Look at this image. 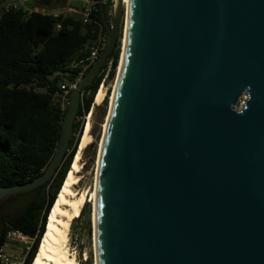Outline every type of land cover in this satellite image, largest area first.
Masks as SVG:
<instances>
[{
	"label": "water",
	"instance_id": "95a60500",
	"mask_svg": "<svg viewBox=\"0 0 264 264\" xmlns=\"http://www.w3.org/2000/svg\"><path fill=\"white\" fill-rule=\"evenodd\" d=\"M125 16L124 0L111 23L103 14L106 49L69 96L53 159L33 182L0 187V206L63 165L82 90ZM127 26L100 151L96 264H264V0H130Z\"/></svg>",
	"mask_w": 264,
	"mask_h": 264
},
{
	"label": "trees",
	"instance_id": "16d2710c",
	"mask_svg": "<svg viewBox=\"0 0 264 264\" xmlns=\"http://www.w3.org/2000/svg\"><path fill=\"white\" fill-rule=\"evenodd\" d=\"M33 1L48 7L59 0ZM106 1L107 4L97 5L88 24L79 16L55 18L32 13L24 17L19 10L0 13V187L33 182L48 168L67 113L55 101V95L63 76L69 75L72 80L78 74L75 65L89 57L100 33L107 37L103 14L109 21L112 0ZM119 59L120 37L100 75L82 90L70 151L53 181L1 204L0 246L10 227L36 237L27 264L36 257L50 211L77 153L83 132V125L77 120L91 111L106 71L111 68L109 76L113 77ZM88 204L78 220L84 217Z\"/></svg>",
	"mask_w": 264,
	"mask_h": 264
},
{
	"label": "bare ground",
	"instance_id": "6f19581e",
	"mask_svg": "<svg viewBox=\"0 0 264 264\" xmlns=\"http://www.w3.org/2000/svg\"><path fill=\"white\" fill-rule=\"evenodd\" d=\"M117 1V0H114ZM130 0H124V7L126 8L125 16V36L123 44L126 43V34H127V25H128V7ZM123 57V54H122ZM120 66L117 76V81L114 88V93L110 100V109L109 114L106 119L104 126V133L108 127L111 109L114 105L115 95L117 91L118 79L122 67V61L120 60ZM105 87H102L98 90L95 96V105L102 103L105 97ZM91 122H87V125L84 128L82 142L79 148V151L76 153L72 166L69 170V173L66 177L64 185L60 191V195L56 201V204L50 214L48 219V225L46 233L43 237V240L40 244L39 250L36 254V257L32 264H78L76 256L72 254L70 250V233L71 227L74 220L80 216L83 207L87 203H91L93 209V222L94 215L96 210V183L98 177V170L100 164V151L102 148L104 136L101 140V145L99 147L98 161L96 164V172L94 179V187L82 188L79 189V184L82 182L80 178L81 166L79 164L80 157L84 147L90 142L91 135ZM94 238H95V228H94ZM95 244V243H94Z\"/></svg>",
	"mask_w": 264,
	"mask_h": 264
},
{
	"label": "rangeland",
	"instance_id": "374dc122",
	"mask_svg": "<svg viewBox=\"0 0 264 264\" xmlns=\"http://www.w3.org/2000/svg\"><path fill=\"white\" fill-rule=\"evenodd\" d=\"M30 1L33 0H29L27 4H29ZM85 3H86L85 0H59V1H54L48 7L44 6L43 9L51 12L63 11V9L67 5H71L79 10H82L86 6ZM105 3L107 4V1ZM109 12H110L109 23H111L114 15V0H112L111 9ZM124 28H125V21H123L122 28L118 36L120 37V59H119L118 67L116 68L113 77L109 76L111 68H109L106 71V76L104 77L99 87V89L102 87V85H104L105 87L106 95L102 103L99 105H95V99H94V104L91 108V111L87 114V116L85 118L77 120V122L80 125H83V132L85 126L87 125V122H91V129H90L91 139L90 142L84 147L79 161V164L81 166L80 178L82 179V182L79 184L80 187L79 189L94 187V179L96 175L95 172H96V164L99 155V147L101 145L100 143L104 134V126L110 109V100L114 93L119 66L121 63L120 60L123 52ZM241 104L242 101H240L239 105L237 106V109L240 108ZM83 132L80 143L78 145L77 152L79 151L82 142ZM75 137L77 138L78 135H75ZM14 199H10L4 203L11 202ZM88 205L89 206L86 209V213L84 217L80 220H78L79 217L75 219L71 227L70 250L71 252H73L72 254L76 256L78 264H96L93 209L91 203H89ZM0 210H2L1 206H0Z\"/></svg>",
	"mask_w": 264,
	"mask_h": 264
},
{
	"label": "built area",
	"instance_id": "2783aa9c",
	"mask_svg": "<svg viewBox=\"0 0 264 264\" xmlns=\"http://www.w3.org/2000/svg\"><path fill=\"white\" fill-rule=\"evenodd\" d=\"M85 2L86 6L82 10L67 5L63 11L51 12L43 9V7L31 8L27 5V0H0V13L5 14L13 10H19L24 17H29L32 13H40L55 18L59 16H79L84 24H88L91 22L93 12L98 9L97 5L105 4L106 0H85ZM106 46L107 37L101 32L97 41L90 48L89 57L85 61L75 65L74 68L78 70V74L72 80L69 75L62 77L60 91L56 93L55 101L61 106L63 111L68 107L70 94L77 89L79 83L99 59L101 53L106 49ZM52 179L49 182H52ZM35 241L36 237L28 236L22 231L10 227L5 234L4 244L0 246V264H27V259Z\"/></svg>",
	"mask_w": 264,
	"mask_h": 264
},
{
	"label": "crops",
	"instance_id": "0c3cea01",
	"mask_svg": "<svg viewBox=\"0 0 264 264\" xmlns=\"http://www.w3.org/2000/svg\"><path fill=\"white\" fill-rule=\"evenodd\" d=\"M28 1L29 0H27V3H28ZM37 3V1H30V5L29 4H27L29 7H31V8H36V7H40L39 5H37L36 4ZM33 5V6H32Z\"/></svg>",
	"mask_w": 264,
	"mask_h": 264
}]
</instances>
